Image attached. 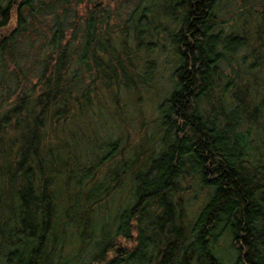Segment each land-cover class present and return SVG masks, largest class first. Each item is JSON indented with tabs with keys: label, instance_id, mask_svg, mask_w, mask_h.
Returning a JSON list of instances; mask_svg holds the SVG:
<instances>
[{
	"label": "trees",
	"instance_id": "16d2710c",
	"mask_svg": "<svg viewBox=\"0 0 264 264\" xmlns=\"http://www.w3.org/2000/svg\"><path fill=\"white\" fill-rule=\"evenodd\" d=\"M110 1L0 0V264H70L75 248L77 264H264V150L254 134L264 128V87L252 79L264 27L224 33L220 0ZM241 8L246 16L249 1ZM159 29L178 65L151 136L143 113L132 132L121 93L140 98L152 86L155 59L143 55L140 70L137 57L141 47L151 53ZM240 48L253 60L235 68ZM107 99L128 137L109 139L69 175L64 127ZM124 182L129 197L102 225ZM197 182L207 202L191 214Z\"/></svg>",
	"mask_w": 264,
	"mask_h": 264
},
{
	"label": "rangeland",
	"instance_id": "374dc122",
	"mask_svg": "<svg viewBox=\"0 0 264 264\" xmlns=\"http://www.w3.org/2000/svg\"><path fill=\"white\" fill-rule=\"evenodd\" d=\"M249 1V9L246 10L244 14L241 15L239 12H242L241 8V0H220L216 12L220 16L221 24L223 27L224 33H229L234 31L238 28V30H242L244 25L247 24L250 26L252 32L253 30L255 32H258L259 30H262L264 27V24H261L262 20V11L264 10V0H248ZM119 5V1L117 0H111L110 6L112 8H116V6ZM133 3L130 1L129 3L125 2L122 4L119 9L127 14L128 11H130L133 8ZM83 10V7H81ZM256 17V18H255ZM259 20V21H256ZM163 28V27H162ZM254 37V36H253ZM154 38L156 41H158V44L154 46L153 50L150 54L146 52L145 48L142 50V47L140 50H138V57H137V65L139 69H142V58L144 56H148L149 58H154L156 61V69H155V79L152 83V86L145 89L142 93V90L140 92V98L137 97L136 92L127 93H121L122 96V102L125 104L126 108V114L127 121L129 122L130 126L133 128L132 132H134L139 124H140V117L141 113L145 115V118L147 119V134L149 133L151 136L154 135L156 132L155 119L160 115V108L159 105L161 102L170 95L171 91L174 87V75L173 72L175 68L178 65V59L176 55L175 46L172 42L171 37L167 32H164L163 29H159V32H156L154 35ZM147 47V46H146ZM145 50V51H144ZM144 51V52H143ZM247 49L246 48H240L236 51L235 56L237 57V60H231V63L234 65L235 68L241 65L240 68H244L245 64H248L253 60L251 56H248L244 58V55H246ZM254 57H264V50H258L254 51ZM244 60L245 62H243ZM252 79L255 82H260V84L264 87V63H263V69L256 70V73L252 74ZM82 85H85L89 81V76L86 75L84 79H82ZM260 86V85H258ZM257 86V87H258ZM80 90L83 88V86H79ZM108 94H106L107 97ZM107 109L106 107H102V109L97 108L95 106L90 112L91 114H94L93 117L90 119H84L81 120L77 125L72 126L67 129V127H64V131L66 132V137L61 135L62 139L64 141H68L71 146L72 156H71V165L73 169H70L71 171L68 172L69 175L72 173H75L77 169L81 165H85V162H90L94 160L96 157L103 155V151L106 148L107 142L110 140L122 136V142H125L126 137H128L129 131L123 127L124 130H122L120 125V116L113 114L115 112L116 108H112L115 106V104L107 99L106 101ZM227 108H228V104ZM110 108V109H109ZM96 110H98V115H95ZM95 111V112H94ZM113 111V112H112ZM102 115V118L99 116ZM264 119V114L262 116ZM71 132V133H70ZM153 133V134H152ZM127 134V135H126ZM257 139L256 146L258 149L264 150V128L256 130L254 132ZM68 135V136H67ZM126 136V137H125ZM71 141H70V139ZM157 137V135H156ZM110 139V140H109ZM159 141V139L157 140ZM148 145L151 146L149 143ZM160 143L156 142L154 147L156 149L159 148ZM62 157L64 159H67L68 151L65 149H62L61 151ZM131 151L127 152V165L131 166L134 164L133 157L134 155L131 153ZM123 166L117 167L114 171V173L121 172ZM114 170V169H112ZM67 175V174H66ZM106 176L107 174H101L100 179ZM67 177V176H66ZM78 177V175H77ZM125 183V182H124ZM122 184L123 189H118L115 191L111 197L109 198L108 202L104 204L101 211V224L104 225V223L110 222L111 218L114 217L115 212L125 203V200L127 197H129V188L128 184ZM196 186L198 187V190H192L191 195H189V208L191 214H194L198 208L205 204L207 201L203 202L204 197V190L201 188L200 183H196ZM73 197L74 194H69L67 197ZM75 199V198H73ZM108 207V208H107ZM107 208V209H106ZM111 223V222H110ZM67 234H70V229L67 230ZM72 238V237H71ZM218 244L221 246V253L223 255H228L229 250H231L228 242L224 240L223 236L218 239ZM92 246H88L86 250L83 251V253L80 255V257H85L88 255L86 252L90 251ZM70 249V248H69ZM77 255L76 248L73 251L70 250V257L73 258L72 262L70 264H77V260L75 256ZM61 264H68L67 262H61Z\"/></svg>",
	"mask_w": 264,
	"mask_h": 264
}]
</instances>
